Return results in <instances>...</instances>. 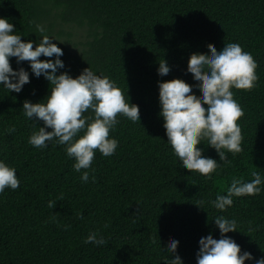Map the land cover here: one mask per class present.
I'll list each match as a JSON object with an SVG mask.
<instances>
[{
    "label": "trees",
    "instance_id": "16d2710c",
    "mask_svg": "<svg viewBox=\"0 0 264 264\" xmlns=\"http://www.w3.org/2000/svg\"><path fill=\"white\" fill-rule=\"evenodd\" d=\"M0 16L33 47L45 34L59 40L53 42L65 66L57 74L74 77L89 65L127 90L139 108L137 121L117 114L109 132L116 150L108 156L97 150L84 182L64 145L28 143L43 122L24 115L23 101L42 100L52 85L33 75L27 60L9 58L14 69L29 71V81L19 92L0 85V159L15 167L20 181L0 192V264H166L173 238L183 264H197L199 238L221 235L216 215L237 221V230L224 235L252 253L244 264L264 256V183L260 193L233 196L223 210L208 203L226 193L233 176L250 180L253 170L264 176V0H0ZM229 41L253 55L258 78L251 89L232 88L243 109L241 151L225 149L226 163L206 139L198 145L220 164L205 177L183 168L168 144L157 82L178 78L195 88L191 56ZM162 58L170 71L158 75ZM96 229L105 243H85Z\"/></svg>",
    "mask_w": 264,
    "mask_h": 264
},
{
    "label": "clouds",
    "instance_id": "9594fccd",
    "mask_svg": "<svg viewBox=\"0 0 264 264\" xmlns=\"http://www.w3.org/2000/svg\"><path fill=\"white\" fill-rule=\"evenodd\" d=\"M29 23H35L38 32H46L43 24ZM14 29L10 18L0 16V85L19 92L29 81V71L22 66L11 67L10 57H15L17 63L27 60L33 75L43 74L52 85L49 93L38 102L25 99L22 104L26 117L43 122L30 133L28 143L39 148L46 147L49 142L64 145L66 154L74 157L72 167L80 172V179L87 182L95 152L98 150L108 156L116 150L118 140L109 132L118 122L117 114L137 121L138 105L130 103L127 90L121 89L115 80L103 72L93 71L89 65L74 77L67 71L57 74L58 68L65 66L60 58L62 48L53 42L59 40L45 34L33 47V40H22V35ZM41 54L52 58L39 59ZM256 67L257 62L250 52L243 50L238 42L229 41L224 42L219 51L209 45L207 54L191 56L188 74L194 77L195 88L178 78L157 82L166 140L183 168L196 170L205 177L220 168L217 159L202 155L203 149L198 145L205 139L218 153L219 161L230 162L226 159L225 149L232 153L241 151L238 119L243 109L234 98L232 88L254 87L258 78ZM156 71L158 75L169 73L170 66L165 59L158 61ZM194 92L202 93V97L193 95ZM8 131H14V128ZM250 175V180L233 176L226 193H217L208 203L223 210L232 205L233 196L260 193L264 176L256 170ZM19 183L15 167L0 159V192L6 187L15 189ZM54 204L55 201H48L49 207ZM212 220L221 235L214 238L209 232L199 238L197 264H244L246 259H253L251 252L241 251V246L232 237L224 235L237 230L234 218L216 215ZM252 230L249 227L248 232ZM89 241L103 245L105 237L98 229L90 230L84 237L85 243ZM178 243L173 238L165 249L171 253L166 264H183L176 253ZM254 264H264V256L256 258Z\"/></svg>",
    "mask_w": 264,
    "mask_h": 264
}]
</instances>
